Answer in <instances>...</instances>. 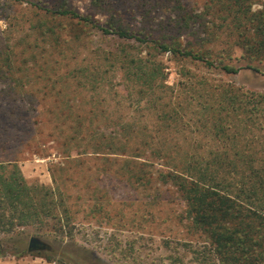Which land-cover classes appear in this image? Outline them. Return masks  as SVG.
I'll return each instance as SVG.
<instances>
[{
	"label": "trees",
	"instance_id": "trees-1",
	"mask_svg": "<svg viewBox=\"0 0 264 264\" xmlns=\"http://www.w3.org/2000/svg\"><path fill=\"white\" fill-rule=\"evenodd\" d=\"M252 4L205 0L194 12L182 0H89L92 15H83L71 0L29 3L26 34L0 38V102L52 117L34 121L33 135L48 127L45 137L60 144L62 155L48 168L50 186L26 182L18 152L0 157V257L33 253L63 264L46 251L29 252L26 240L72 242L78 221L68 199H86L84 189L93 184L90 199L115 187L147 191L153 205L176 196L185 228L196 236L183 246L197 264H264V90L213 85L185 66L264 75V10L253 11ZM89 31L101 46L92 47ZM81 47L90 55L86 62L78 58ZM163 55L180 64L176 94L166 83ZM59 68L66 71L53 80L50 73ZM67 80L87 97L85 106L64 101L58 85ZM102 92L119 101L101 104ZM48 99L59 106L42 102ZM120 106L135 116L106 117ZM14 114L0 105L2 132L15 127L7 124ZM98 114L103 118L95 121ZM191 128L201 137L192 139ZM93 161L98 165L84 177Z\"/></svg>",
	"mask_w": 264,
	"mask_h": 264
},
{
	"label": "rangeland",
	"instance_id": "rangeland-1",
	"mask_svg": "<svg viewBox=\"0 0 264 264\" xmlns=\"http://www.w3.org/2000/svg\"><path fill=\"white\" fill-rule=\"evenodd\" d=\"M36 1L0 0L1 39L3 37H23L26 34L29 21L32 18L29 3ZM182 1L188 9L194 12L201 11L205 3V0ZM71 2L80 14L92 15L89 0H71ZM252 3L253 11L264 10V0H252ZM93 17L100 23L104 22L103 17L98 15ZM85 37L92 38V47L94 48L102 45L98 40L99 36L94 31H89ZM86 50L84 47L80 48L79 54H77L79 59L84 60L90 57ZM234 57L236 59L240 57L239 50L233 52ZM159 59L166 67V83L175 89L174 93L176 94V89L182 81V78L177 74L180 64L171 61L168 55L159 56ZM232 63L235 67L243 64L241 62L235 63V61ZM185 66L192 76L197 79L205 78L213 85L230 83L246 91L264 90V75L262 73H255L243 68L235 75H223L218 72H208L188 63ZM65 71L64 68H59L50 73L51 78L53 80L59 78ZM107 77L111 83L118 85L119 76L117 73L110 72ZM4 85L5 83L0 82V90L4 89ZM33 86L38 88L40 84L32 85V89H35ZM58 87L66 94L64 101L67 99L70 104L77 103L85 106L87 97H84V93L79 92L81 91L79 88H75V84L71 80H67L62 85L59 83ZM87 95H91V93ZM112 97H115L112 93L108 95V93L102 92L98 99L101 100V104L104 103L103 99H105L114 105L118 98ZM94 98L96 99V97ZM92 100L94 101V99ZM42 102L47 105L59 106V102L54 103L52 99ZM17 104L5 101V99L0 102V105H3L7 110L15 111L14 116L7 120V124L12 122L15 127L7 130V132L0 130V147L2 149L0 157H4L8 153L18 152V166L26 182L50 186L51 178L48 168L50 165L61 161L60 144L45 137V133L49 129L46 126L42 135L34 136L33 123L36 120L40 123L46 120L51 121L52 117L44 114L33 116L30 112L25 114L22 108H17ZM123 105L125 106L126 103ZM127 111L129 114H126ZM132 111L130 112V109L126 110L123 107L118 110L111 109L110 113L107 112L106 117L116 118L119 116L118 112L123 113L125 117L135 116ZM94 118L95 121H100L103 116L98 114ZM186 133L192 139H198L203 134L197 133L194 128L189 129ZM97 165V161L89 163L90 169L84 168L82 170L84 177L87 175L91 177L90 173ZM93 188L94 186L91 184L84 189L86 199H68L70 211L75 214L78 221L73 227V241L60 243L58 240L54 242L52 239L37 237L43 244V248L38 249L41 251L40 253L44 254L46 251L49 253L48 255L55 256L63 264H68L69 259H73L77 264H197L193 253L187 252L183 246V243L190 241L195 244L196 236L185 228L181 214L183 206L176 196L169 195V197L160 199L156 205H153L147 191L132 192L115 187L103 199H90ZM123 192H126L130 198L123 199ZM30 238L31 236L26 240V247H28ZM59 254L65 256V259H60ZM0 264L58 263L56 260L48 262L31 253L23 257L1 256Z\"/></svg>",
	"mask_w": 264,
	"mask_h": 264
},
{
	"label": "water",
	"instance_id": "water-1",
	"mask_svg": "<svg viewBox=\"0 0 264 264\" xmlns=\"http://www.w3.org/2000/svg\"><path fill=\"white\" fill-rule=\"evenodd\" d=\"M42 246H43V244L39 239L32 237L29 239L27 250L29 252L34 251V250H38V249L42 248Z\"/></svg>",
	"mask_w": 264,
	"mask_h": 264
}]
</instances>
